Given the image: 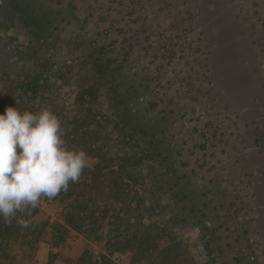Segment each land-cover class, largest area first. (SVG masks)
<instances>
[{"label":"rangeland","instance_id":"rangeland-1","mask_svg":"<svg viewBox=\"0 0 264 264\" xmlns=\"http://www.w3.org/2000/svg\"><path fill=\"white\" fill-rule=\"evenodd\" d=\"M48 1L0 0V88H12L0 112L49 108L75 133L82 104L98 139L80 147L91 161L80 180L24 213L43 227L34 254L0 264H46L51 251L75 264L85 249L94 264L131 263L87 221L55 244L71 208L105 209L113 240L156 234L135 264L171 241L197 258L200 237L213 264H264V0ZM36 75L30 99L18 84ZM91 152L125 162L120 197L110 176L95 182Z\"/></svg>","mask_w":264,"mask_h":264},{"label":"clouds","instance_id":"clouds-1","mask_svg":"<svg viewBox=\"0 0 264 264\" xmlns=\"http://www.w3.org/2000/svg\"><path fill=\"white\" fill-rule=\"evenodd\" d=\"M59 117L49 108L21 111L5 105L0 112V217L28 228L36 219L22 215L67 192L78 182L90 157L83 148L69 147Z\"/></svg>","mask_w":264,"mask_h":264},{"label":"trees","instance_id":"trees-1","mask_svg":"<svg viewBox=\"0 0 264 264\" xmlns=\"http://www.w3.org/2000/svg\"><path fill=\"white\" fill-rule=\"evenodd\" d=\"M48 2H52V0H49ZM38 81V75H36L32 76V78L30 79L22 80V83L19 82L18 86L21 88V91L28 94L29 98L31 99L32 97H34L35 92L37 91V87H40ZM2 89H4V91H10L12 88L11 85L4 84V86H1L0 91ZM78 108L79 114L75 115L77 119H75V126L73 127L77 132H70L71 134L69 132L65 133L64 138L69 147L80 148L81 145H83L87 147V149H89L88 147H90V144L98 139L97 134L93 135L89 130H87L88 122L85 111L90 108L88 106H83L82 104ZM80 115H82V118L84 117V121L80 124V128H78L77 122L80 123V121L82 120L80 118ZM77 128L79 130H83L81 134ZM79 142H81L82 144H79ZM100 149H102L101 146L100 148H98V150ZM90 155H96L100 157V160L92 165L93 169L95 170V182L99 181L101 175L110 176L112 180L111 188L113 189V196L117 198L120 197L125 184L123 177L128 174V172L124 169L123 164L125 162H122V158L119 157L115 162L113 161L114 165L109 168V166H107L106 164L107 158L104 152H91ZM149 155L150 154L148 153L144 154V156ZM105 169H107L106 172L104 171ZM85 170L83 172V175L85 174ZM105 212L106 210L104 209L102 213L98 215L93 208H89V210L84 214H79L80 210L75 211L74 208L67 210L62 222L55 224V227H57L58 229H62L59 230L60 232L58 234H55L57 235L55 244H58L63 240V235L60 234L61 231L65 232L70 228L82 230L85 222L87 221V225L91 228V230L100 232V238L105 239V247L107 249V253L120 252L122 254L130 256V264H135L142 258H145L146 256L152 254L157 250L158 245L156 242V234L148 233L141 236L134 234L131 237L125 238L123 241L113 240L109 238L108 235L106 236V233L104 231H101L105 229L103 227L106 220ZM17 215H22L26 219L34 217L36 219V222L28 228H22L16 223L15 220H13L11 224L4 223L3 219L0 221V261L16 258L26 259L31 257L34 254L37 248V244L40 240V236L42 235L43 227L35 217L34 212H31L30 214L18 213ZM199 240L200 242L197 243V247L200 249L199 252L201 253L199 257L195 258L189 256L187 254L189 252L181 247L180 243L182 242L171 241L162 249L159 259H157L154 264H213V261L215 262V258L213 256V248L210 246V243L203 237H200ZM55 255L56 254L54 252H49L46 264H58L55 262ZM104 258L107 259V256H104ZM75 264H94V261L92 260L88 250L85 249L79 255Z\"/></svg>","mask_w":264,"mask_h":264}]
</instances>
